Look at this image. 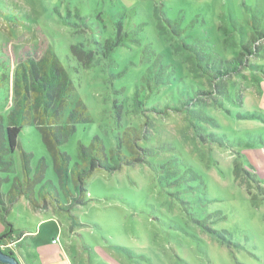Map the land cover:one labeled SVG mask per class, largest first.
Instances as JSON below:
<instances>
[{"label": "rangeland", "instance_id": "1", "mask_svg": "<svg viewBox=\"0 0 264 264\" xmlns=\"http://www.w3.org/2000/svg\"><path fill=\"white\" fill-rule=\"evenodd\" d=\"M116 35L121 43L107 57L91 53L90 66L71 56L70 45L93 51L95 42H116ZM184 43L212 59L245 55L241 70L221 84L224 96L215 88L221 81L197 73ZM50 47L64 67L69 59L77 68L63 122L79 103L86 109V123L59 147L70 158L68 176L80 162V145L95 138L112 149L126 129L141 137L139 148L157 154L114 172L94 170L82 192L71 178L62 189L41 134L23 127L19 148L2 157L9 165L0 172L1 192L27 178L22 154L32 174L44 161L45 175L34 187L37 208L23 197L10 208L7 221L23 236L11 234L0 251L19 264H264V0H0L1 73L9 77L0 88L3 127L14 107L15 67L39 61ZM160 64L177 70L183 92L209 94L187 112L152 111L162 109L176 82L165 76L166 84L138 104L142 76ZM170 160L178 161L173 171L162 166ZM235 160L262 194L246 173L235 182ZM188 168L198 178L189 173L176 181ZM44 190L49 194L38 195Z\"/></svg>", "mask_w": 264, "mask_h": 264}, {"label": "trees", "instance_id": "2", "mask_svg": "<svg viewBox=\"0 0 264 264\" xmlns=\"http://www.w3.org/2000/svg\"><path fill=\"white\" fill-rule=\"evenodd\" d=\"M170 24L169 21H167ZM172 24H175L173 22ZM119 30H117L118 32ZM180 30H173V33L179 35ZM114 40V39H113ZM116 42L111 40H101L99 43L95 42L96 48L93 51L85 48L83 44L70 45L69 50L72 58L75 59L83 68L90 66L94 55L101 54L103 57H107L112 50H115L117 44L121 43L119 37L116 35ZM255 38L249 42H255ZM255 48V47H254ZM184 49L188 51L193 66L197 73H200L201 77H207L213 81H221L220 84H215L216 92L218 95L224 96L225 90L221 84L223 81L233 75L235 72L241 70V66L244 64L245 55L240 54L238 57L222 60L212 59L211 54L204 53L196 46L185 44ZM241 49L248 53V46L242 45ZM256 49V48H255ZM91 53L94 55L91 56ZM161 61V57L156 58V63ZM68 64L66 67L60 62L53 47L48 48L39 61L28 59L24 63H21L15 67L13 88L15 93V101L13 109L8 113L6 118V126L3 127V118L0 116V172H5L8 169L9 163L2 159L3 156L12 154L17 148H19L18 138L23 127L34 125L41 134L42 141L46 146L48 152L55 161L54 167L56 170L57 178L60 181L62 189L65 186V181L68 178L78 185L79 190L83 191V179L88 178L94 170L104 172H114L121 167L133 166L136 164L146 163L147 158L155 157L157 152H153L144 148H139L135 141L139 140L138 133L135 129H126L123 140H117L118 144L112 149H107L101 141L93 139L88 147L82 145L79 146V159L73 170L70 171L68 176L67 166L70 158L66 153L60 152L59 147L65 143L76 131V125L80 123H86L85 119V107L82 104H78L74 110L69 112L66 121L63 122V113L69 107L72 95L75 92L74 75L77 74V68ZM163 65H159V69H162ZM5 65L0 64V88L9 81V77L1 73ZM152 69H147L145 75L142 76L143 86L142 89L136 90L135 98L138 104L140 100L144 102L146 94L151 93L153 90H157L159 86L165 85L163 78L170 76L174 78L177 74V70L171 65L167 66V69H162L153 75ZM153 75V77H152ZM176 78V77H175ZM176 82L171 84V95L166 96L167 102L163 103L162 109L152 108V111H161L167 109L169 111L180 112L182 110L188 111L190 103L196 99H201L204 93L198 89L189 90L183 92L179 87L182 84L179 79H175ZM192 96V97H191ZM175 100V101H174ZM155 106V105H153ZM200 118V117H198ZM214 137V138H213ZM209 139L220 146H224L223 141L219 138L218 134L210 133ZM124 147L123 151H120ZM23 171L25 181L21 182L18 178H15V183L12 186V190L3 194L1 192V185L5 179L0 177V219L4 224V230L0 234V242L8 238L11 234H15L17 238H21L23 233L19 229L14 230L11 223L7 221V215L10 208L17 202L19 197H23L29 205L35 209L37 208L36 193L34 191L35 184L41 182L45 175L44 161L40 163L41 169L32 174L28 168V156L22 154ZM164 166L170 167L169 170L173 171L172 165H176L177 160H170ZM38 168V169H39ZM172 168V169H171ZM4 169V170H3ZM188 169L178 171L176 175V181L181 180L185 174L191 175L193 179L198 178V175ZM246 173L248 180L257 185V189L262 194V189L259 186V182L253 175H250L240 164L235 163L233 165V176L236 183L243 181L241 174ZM243 183V182H242ZM241 186V184H239ZM248 185V184H247ZM42 191V190H40ZM48 195L46 190L39 192L38 195ZM56 194V193H55ZM53 196V195H52ZM83 195L79 196V199ZM44 200V197H40ZM55 200V199H53ZM55 203L63 206L58 202L57 194ZM2 252V250H1ZM14 257L13 254H9Z\"/></svg>", "mask_w": 264, "mask_h": 264}, {"label": "water", "instance_id": "3", "mask_svg": "<svg viewBox=\"0 0 264 264\" xmlns=\"http://www.w3.org/2000/svg\"><path fill=\"white\" fill-rule=\"evenodd\" d=\"M0 264H19V263L14 257L4 254L3 252L0 251Z\"/></svg>", "mask_w": 264, "mask_h": 264}, {"label": "crops", "instance_id": "4", "mask_svg": "<svg viewBox=\"0 0 264 264\" xmlns=\"http://www.w3.org/2000/svg\"><path fill=\"white\" fill-rule=\"evenodd\" d=\"M40 222H38L37 223V225L39 224ZM36 225V226H37ZM3 230H4V224H3V222H1V219H0V234L3 232ZM51 240H53V239H51ZM55 251V250H54ZM35 252V251H34ZM43 264V263H42Z\"/></svg>", "mask_w": 264, "mask_h": 264}, {"label": "built area", "instance_id": "5", "mask_svg": "<svg viewBox=\"0 0 264 264\" xmlns=\"http://www.w3.org/2000/svg\"><path fill=\"white\" fill-rule=\"evenodd\" d=\"M53 242H56V240H54ZM2 246H0V248H1Z\"/></svg>", "mask_w": 264, "mask_h": 264}]
</instances>
